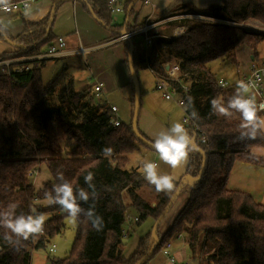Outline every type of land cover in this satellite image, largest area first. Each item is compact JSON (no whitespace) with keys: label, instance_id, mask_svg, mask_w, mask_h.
Instances as JSON below:
<instances>
[{"label":"trees","instance_id":"16d2710c","mask_svg":"<svg viewBox=\"0 0 264 264\" xmlns=\"http://www.w3.org/2000/svg\"><path fill=\"white\" fill-rule=\"evenodd\" d=\"M53 1L57 5L62 0ZM83 2L109 30V39L118 36L122 29L130 31L142 25L136 21L138 0H124L125 18L120 24L113 23L104 0ZM184 13L202 14L218 21H172L171 25L185 26L184 35L179 37H164L157 30L149 31L158 36L151 41L148 62L161 75L165 74L163 65L166 62L178 64L180 82L187 85L188 92H181L180 82L171 81V84L184 99L185 113L191 120L185 127L192 133L196 146L204 151L205 166L198 183L187 189L167 229L161 234L157 229L158 240L144 260L152 243L151 232L140 239L131 255L121 254L124 244L121 230L127 209H135L136 221L149 215L156 220L174 191L171 194L158 192L137 168H125L128 154L137 148L138 141L131 129L134 96L130 122L112 126L109 105L93 100L91 92L92 98L89 97V87L76 91L72 80L64 74L62 78L56 76L43 83L40 62L47 59L18 61L20 65L25 62V67L20 69L12 68L17 62L8 68L0 66V211L15 203L17 215H48L42 235L33 234L27 240L20 239L19 243L14 242L17 238L9 230L0 227V264H29L31 250L45 248L51 237L63 231L68 214L59 205H49L46 196V193L54 195L53 186L60 182L58 172L64 174L74 189L84 188L89 192L88 202L80 201L81 206L88 209L94 205L96 214L103 218V227L93 228L91 221L81 214L74 220V238L68 254L50 259L51 264H136L141 260L140 264H145L168 239L178 234L191 252L200 241L202 263L264 264V204L254 201L247 192L226 186L235 160L264 166V158H254L249 152L252 146L264 145V136L255 140L240 139L241 114L231 110L230 115L223 116L212 109L213 98L220 97L226 102L235 92L217 85L208 68V63L215 59L236 66L235 52L241 45L250 48L256 59V47L264 39V32L240 25L253 20L264 28V0H223L205 8H196L190 0H181L159 17ZM53 17L54 12H51L40 21L24 19L23 30L15 39L19 45L1 52L0 60L44 52L55 39L51 31ZM220 20L235 24L228 25ZM4 37L13 40L0 25V39L5 41ZM140 43L139 38L134 37L124 46L123 64L131 86L127 52L132 44V66L138 78V70L144 69ZM58 79L62 94L56 98L59 102L70 103V107L47 103L55 95ZM193 110L198 113L197 118L191 116ZM203 137L206 142L200 141ZM106 147L113 149L111 156L103 155ZM188 158L186 175L194 177L203 157L199 150L192 149ZM40 166L46 169L47 177L34 187L27 172ZM89 172L93 173L94 198L93 189L84 181ZM6 232L13 242L5 239Z\"/></svg>","mask_w":264,"mask_h":264},{"label":"rangeland","instance_id":"374dc122","mask_svg":"<svg viewBox=\"0 0 264 264\" xmlns=\"http://www.w3.org/2000/svg\"><path fill=\"white\" fill-rule=\"evenodd\" d=\"M30 5H34V2H31ZM161 14H163V12L160 13L159 15ZM111 17H112V21L115 24L122 23L123 21V14L112 13ZM139 20L141 22L142 14L138 17V21ZM217 21L218 19H216L215 21L213 20L210 23H215ZM223 22L228 25L235 24L232 22H225V21ZM170 23L171 22H167L158 25L157 27L154 28V31L157 30L161 34H169L171 28L175 26V25H171ZM259 24L257 21H253V20H247L241 23V25H243L244 28L250 29V27H253V29L255 30L263 28ZM57 27H59L61 30H56ZM74 27H75L74 13L72 9V2L71 1H66V2L62 1V3L59 2V5L56 9V14L52 21V31L54 35L56 34V36H61L63 38L65 42L64 49H74L78 47L81 43L84 44V39L81 36L80 32L78 31L73 32V29H75ZM42 40L43 39L41 38L40 41ZM12 41L15 42V45H11L9 47V50H12L14 46L19 45L18 42L15 41V39H13ZM119 44L122 45L124 52L125 50L124 46L127 45V42H121ZM116 48H117L116 46H113L109 51L115 53L114 51ZM242 50H244V48ZM256 52L259 57L262 58L264 57V39L257 45ZM28 57L30 56L2 58V60H10V63L7 66L5 65H0V66L8 68L11 63L17 62V64L16 63L13 64L12 68L20 69L22 67H25V65L23 64L25 62L41 61L34 59L28 60ZM86 58H87L86 56L81 57L80 55L79 56L66 55L60 58L43 60L44 62L42 63L40 62V64H43L40 70V75L43 83H47L56 76L62 78L64 74V77L66 76L67 79L72 77L73 79L72 85L75 90L81 91L82 88L84 89L88 87V85L92 86L94 82L97 81L98 78L96 74L91 72V70L88 69V67L86 66L87 64L85 61ZM87 59L89 62L88 64L93 65V61H95L94 57ZM18 61H25V62H23L22 65H20ZM104 62L107 66V69H109L110 71L113 66L111 65L109 59L104 58ZM208 68L210 69L211 73L215 76L216 79H222L230 84L236 82L241 74L237 66H235L234 64L228 61L221 59H215L210 61L208 63ZM98 72L99 70L96 73ZM137 75H138L139 94H140L137 129L146 139L152 141L153 144L158 134L161 131L168 129L172 124L176 122H180L183 124L182 118L184 116V113L181 107H179L174 101L164 99L161 96V93L155 90L154 78L150 73H148L147 70L140 69L138 70ZM59 82L60 80L58 79V81L56 82L57 85H56L55 95L49 98L47 103L50 106H59L63 104L64 107H70V103H66L63 101L59 102V99L56 98L57 97L56 95L62 94L61 92L62 88L60 87ZM89 93L90 91L88 92V95L89 97H91ZM132 95H133L132 86L130 84H126L124 86L112 88L106 92H104L103 89V94L102 93L100 94V98H92V97L91 98L95 101L96 100L100 101L102 96L103 100H105L109 105L116 106V108L118 109L117 118L121 122L127 124L128 122H130V118H131ZM136 145L137 148L128 154V161L125 168L126 169L137 168L138 172L141 173L142 177L144 178L143 176L144 163L149 161L157 163L159 165L158 171L160 173L167 174L173 177L174 187L171 191L166 192L171 194L172 191L175 190L176 184L179 183L181 180H183L184 177L186 176L187 164L189 160L188 156L177 167L173 168L170 165L160 160L159 153L156 152L153 147H148L147 145L141 143L140 141H136ZM46 177H47L46 169L44 168V166H40V168L38 167L36 168V173L33 176L30 177L28 176V179L34 187H37L39 183ZM190 186L191 184L184 185L179 191L169 213L159 224L158 227L159 234L163 233L170 225L173 215L182 205L184 198L186 196L187 189L190 188ZM140 193H142V191H140ZM125 200L127 199L125 198ZM45 215L47 214L45 213ZM136 216H137V212L135 211L134 208L130 207L127 209V216L122 224V229L126 231L125 239L127 240V242L123 244L121 249V254L124 257H128L133 253L140 239L149 232H151L155 222L153 217L150 215L140 221L134 220ZM73 238H74V220L68 216L64 219L63 231H61V233L59 234H55L49 240L48 244L54 243L56 245L55 252L52 254L48 253V244H46L45 248L31 250L29 264H46L48 259L55 260L65 257L71 248ZM169 240L171 243L168 248L175 259L174 264H183L185 262H187L188 264H206L200 262V251H199L200 241L197 242L195 250L191 252V250H189L188 246L185 244L183 239L181 240V239H176V237H173L168 239L167 241ZM145 264H171V263H169L166 260L165 256L162 254L160 249L156 251L145 262Z\"/></svg>","mask_w":264,"mask_h":264},{"label":"clouds","instance_id":"9594fccd","mask_svg":"<svg viewBox=\"0 0 264 264\" xmlns=\"http://www.w3.org/2000/svg\"><path fill=\"white\" fill-rule=\"evenodd\" d=\"M9 0H0V6H8ZM131 74L134 68L129 58L127 65ZM252 85L240 81L237 84L235 93L225 102L222 98L217 97L211 100L212 109L220 115L228 116L231 110L239 112L242 116L240 139L255 140L258 136H264V116L258 115L264 112V101L257 103L255 95H246L249 93ZM193 118L198 117V113L191 112ZM195 147L193 135L180 122L172 124L168 129L161 131L153 143V148L159 153V158L171 167H177L184 161L189 152ZM113 149L106 147L103 149V155L111 156ZM252 156L259 158L264 156V146H257L252 150ZM159 165L155 162H146L143 165V176L145 180L154 185L158 192H169L173 189V177L162 174L158 171ZM59 183L53 186L51 193H46L49 205H59L73 220L78 219L83 214L93 228L100 230L103 227V218L96 214L95 207L90 206L84 209L80 201L85 203L89 200V192L84 188L74 189L72 183L64 176L62 172L57 173ZM93 173L89 172L84 181L90 189H93L92 196H96L95 185L92 184ZM17 205L10 203L7 208L0 211V227H3L14 235L19 243L20 239L27 240L33 234H39L44 231V225L47 217L43 213L39 214H16ZM5 239L12 241V236L5 233Z\"/></svg>","mask_w":264,"mask_h":264},{"label":"crops","instance_id":"0c3cea01","mask_svg":"<svg viewBox=\"0 0 264 264\" xmlns=\"http://www.w3.org/2000/svg\"><path fill=\"white\" fill-rule=\"evenodd\" d=\"M62 1L72 2V9L74 13V26H75L73 32L75 31L80 32L81 36L84 39V44L81 43L79 46L81 47L99 46L110 40L109 30H107V28H105L99 22V20L95 17L91 9L86 7L83 0H62ZM62 1L60 2L62 3ZM177 1H181V0H151L153 4V6H151L149 4H143L142 0H138L135 6L136 9L138 10V16L136 21L140 23V20L138 21V17L142 14L141 23H143L146 17L150 15H159ZM222 1L223 0H190L191 4L196 8H205L211 4H220ZM32 2H34V5H29V7L23 11H12L6 13L0 9V25L7 31L8 35L11 38L16 39L17 36L22 32L24 19L35 22L40 21L51 12L52 13L54 12V16H55L56 9L59 5V3L55 5V2L53 0H34ZM119 14H123V20H124L125 12ZM56 30H61V29L57 27ZM51 31H52V24H51ZM53 36L57 37L56 34L54 35V33ZM10 46H11L10 43L0 39V53L9 50ZM113 46L117 47L114 51L115 53L109 51ZM78 47L74 49H65V51L68 52V54L66 55L67 56L80 55L81 57L86 56L87 58L94 57L95 61H93V65L92 64L89 65L88 59L86 58L85 60L87 63L86 66L88 67V69L91 70V72L96 74L98 78L97 80L102 81L103 83V87L101 91L102 94H103V89L104 92H106L112 88H116L128 84V74L123 64L124 52L121 44L113 43L105 46H100L92 51L86 52L83 55L79 53H72V54L70 53L75 49H77ZM243 48L244 50H242ZM235 56H236V66L238 67V70L240 72H244L249 65V60L253 58L252 50L245 45H241L236 49ZM104 58L109 59V61L111 62V65L113 66L112 69L110 70L111 72L109 71V69H107V66L104 62ZM256 59L258 60L264 59V57L263 58L259 57L256 52ZM98 70L99 72L96 73ZM70 79L73 82L72 77ZM88 87L90 88V92H91V86L88 85ZM100 101H105L103 100L102 96ZM255 147L257 146H252L250 148L249 150L250 154L252 153V150ZM260 157L264 158V156H260ZM226 186L229 189H235V190H241L247 192L251 195L254 201L264 204V166L252 164L244 160H239V159L235 160L230 169ZM176 239H181V238H176ZM46 264H51L50 259H48Z\"/></svg>","mask_w":264,"mask_h":264},{"label":"built area","instance_id":"2783aa9c","mask_svg":"<svg viewBox=\"0 0 264 264\" xmlns=\"http://www.w3.org/2000/svg\"><path fill=\"white\" fill-rule=\"evenodd\" d=\"M34 0H10L8 6L5 8L4 6H0V9L3 12L9 13L12 11H23L26 10L30 3ZM107 6V9L109 12L112 13H124V0H104ZM143 4H149L153 6L151 0H142ZM179 19H192L197 22H211L215 21L216 19L202 15L197 13H184V14H174L170 16H166L163 18H160L158 15H150L145 18L142 25L136 29L126 31L124 33H119L118 36L110 39L108 42L103 43L99 46H93V47H78L74 51L70 52L72 53H79L81 55L85 54L88 51H92L100 46H105L117 42H127L129 43L132 38L138 37L141 41L140 43V49L143 51V57H144V63L143 67L145 70L150 73L154 78V88L155 90L159 91L161 93V96L166 100H172L174 101L181 109L183 110L184 116L182 118V122L184 126L190 125L191 120L190 117L185 113V103L183 97L180 95V92L176 90L171 84V81L180 82V74H179V67L177 63H170L166 62L163 66L165 67V74L161 75L154 71L152 67L150 66L148 62V56L150 52L151 47V41L154 37L158 36V34H150L149 31L154 30L155 27L158 25H161L163 23L172 22ZM219 22H223L220 20ZM243 26V25H242ZM253 28V27H251ZM255 30V29H253ZM257 31H263L264 28L258 29ZM185 33V26L183 25H175L171 28L169 34H161L160 36L164 37H179L184 35ZM65 42L61 36L55 37L54 41L46 48L44 52L39 53L38 55L30 56L28 57V60L32 59H53V58H60L64 55L68 54V52L65 51ZM10 63V60H0V65L7 66ZM239 73V72H238ZM185 75V74H181ZM240 81H244L245 83H248L252 85L250 88L249 93L246 95H255L257 103H260L261 101H264V59H254L252 58L249 61V65L247 69L244 72H241L238 80L234 83H227L226 81L222 79H216L217 85H219L222 88H230L234 92L237 88V84ZM103 83L100 80H97L94 82V84L91 86V93L94 98H100V94L102 91ZM180 89L183 94H186L188 92V87L186 84H183L180 82ZM110 107V118L109 122L112 126H117L119 122H121L117 118V111L118 109L114 105H109ZM261 116H264V112H260ZM201 142H206V138L203 137L200 139ZM36 173V169H31L27 172V175L33 176ZM134 220H137L135 217ZM42 233L39 234H43ZM121 237H126V231L124 229L121 230ZM176 238H182L180 234L176 236ZM49 242H47L48 244ZM170 240L166 241L161 249L162 254L165 256L166 260L174 264L175 259L172 256L171 252L169 251V245ZM56 250V245L54 243L48 244V253L52 254ZM183 264H188L187 262Z\"/></svg>","mask_w":264,"mask_h":264},{"label":"water","instance_id":"95a60500","mask_svg":"<svg viewBox=\"0 0 264 264\" xmlns=\"http://www.w3.org/2000/svg\"><path fill=\"white\" fill-rule=\"evenodd\" d=\"M240 26H242V25H240ZM250 30H253V28L250 27ZM254 31H256V30H254ZM124 32H125L124 29L121 30V33H124ZM4 39H5V41L10 43L11 45H15V42L12 41L11 39H9L8 37H4ZM132 51H133V45L129 44V48H128V52H127V61L129 63V58H130L131 59V64H132ZM130 78H131L133 91H134V94H133L134 102H133V112H132V119H131V129H132V132H133V134L135 135V137L137 138L138 141H140L141 143L147 145L148 147H153V144L150 141H148L137 129V118H138L139 100H140L139 82H138V78H137L135 72H132L130 74ZM193 143L195 145V147L193 149L199 150L201 152L202 157H203L202 163H201V167H200V169L198 171V174L196 176H194V177L186 175L184 177V179L181 180L178 183V185L176 186V188H175V190H174V192L172 194V197L170 198L169 202L167 203L166 207L164 208L162 214L154 222V225H153L152 230H151V235L153 237V240H152V243H151V245L149 247V250L147 251L145 257L142 260H144L145 258L150 256V254L152 253V251L154 249V246H155V244H156V242L158 240L157 229H158L159 223H160L163 215L170 209V207L174 203L175 198L177 197V195H178L179 191L181 190V188L184 185H187V184H191L192 185V184L198 183V181L200 180L203 168L205 166V153H204V151L200 150L196 146L194 141H193ZM125 242H126V239L123 238L122 239V243H125ZM141 261H139L136 264H140Z\"/></svg>","mask_w":264,"mask_h":264},{"label":"bare ground","instance_id":"6f19581e","mask_svg":"<svg viewBox=\"0 0 264 264\" xmlns=\"http://www.w3.org/2000/svg\"><path fill=\"white\" fill-rule=\"evenodd\" d=\"M247 26V25H246ZM250 27V26H249ZM248 28V27H247Z\"/></svg>","mask_w":264,"mask_h":264}]
</instances>
